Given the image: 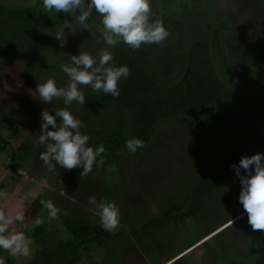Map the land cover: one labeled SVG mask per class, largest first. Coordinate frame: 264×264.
<instances>
[{
	"label": "trees",
	"instance_id": "trees-1",
	"mask_svg": "<svg viewBox=\"0 0 264 264\" xmlns=\"http://www.w3.org/2000/svg\"><path fill=\"white\" fill-rule=\"evenodd\" d=\"M211 1L150 0L153 18L162 19L170 33L160 51L173 53L170 62L162 68L154 58L159 50L151 44H142L140 49L133 50L121 42L109 49L113 55L112 63L117 67L127 66L130 70V75L118 82L120 96L114 98L111 94L94 93L90 89L85 94V105L75 101L69 105L78 108L74 114L81 116L86 128L90 118L97 120L91 127L96 130L86 132L90 138L89 146L104 145L106 151L97 160L104 159L105 167L116 160L117 153L128 151L125 141L132 138L145 142V147L130 152V157L140 159L156 129L167 122L197 127L194 129L202 133L196 134L195 147L200 155L193 170L189 166L181 200L167 202L159 215L148 220L142 218L138 221L139 217H136L132 222L121 218L130 228L134 227L130 234L135 240L147 239L169 225L177 229L182 227L202 211L215 192L224 190L238 179L231 165H239L249 148L264 151V46H257V61H252L248 72L243 66H231L221 43V34L227 26L213 13ZM249 1L257 9L264 10V0ZM68 14L55 10L45 13L42 0L15 6L0 2V70L12 57L19 58L22 64L27 63L28 68L36 71H53L67 62L64 59L57 62L58 66L56 62L46 64L41 56L54 50L50 46L53 38L48 32L60 25V19ZM100 19L93 10L86 21L88 35L99 46L106 47L101 37L103 26ZM260 24L263 27L264 20ZM26 74L29 76L31 72ZM53 103L49 102L46 109L54 116L62 105ZM18 126L10 114L0 112V153L8 155L9 168L13 171L24 169L25 160L32 151L30 143L4 136V130H16ZM203 128H207L208 135ZM81 171L82 168L74 169L70 175L78 178ZM40 201L32 202L29 219H35L40 213ZM57 221L68 237L60 238L44 224L34 227L28 235L33 241V256L25 264H80L81 250L104 249L115 239L113 232L105 231L101 225L90 223L78 214H58ZM238 223L249 241L246 250L229 255L232 247L222 245L221 248L212 247L210 252L213 255L220 252L225 264H264V231H253L247 215ZM214 231L215 228H211L204 235L190 240L181 253ZM216 236L210 239L211 243ZM211 243L202 242L171 264L185 261ZM4 253L0 249V257ZM170 260L172 258L164 263ZM8 262L14 264L11 260Z\"/></svg>",
	"mask_w": 264,
	"mask_h": 264
},
{
	"label": "rangeland",
	"instance_id": "rangeland-1",
	"mask_svg": "<svg viewBox=\"0 0 264 264\" xmlns=\"http://www.w3.org/2000/svg\"><path fill=\"white\" fill-rule=\"evenodd\" d=\"M0 2L15 6L32 4L33 0ZM89 2L90 0H85V4ZM210 3L214 9L213 13L227 26V30L221 34V43L230 65L237 68L243 66V70L248 72L252 61H257V46H264V26L260 24L264 20V10L257 9L249 0H212ZM65 20L72 23V32L64 29L67 43L61 48L54 35ZM60 23L48 32L53 38L52 42L50 40V46L54 50L41 56L46 64L56 62L58 66L57 62L64 59L68 60L64 64L70 63L69 56L79 55L80 51L96 56L99 49L103 48L90 38L89 30H83L71 13L60 19ZM255 34L257 35L254 36ZM165 41L166 39L160 44H151L159 50L158 54H154V58L160 62L162 68L173 56L171 52H160ZM27 66L28 64H22L19 58L12 57L0 70V112L10 114V117L19 123L16 130L7 129L3 134L7 138L32 145L31 154L26 158L23 170H11L8 155L0 153V210L6 213H12L16 209L23 211L24 223L20 225L17 222V228L28 236L34 227L44 224L60 238L68 237L57 219H49L48 210L42 205L38 216L29 219V208L36 199L52 200L60 210L58 214H78L88 222L99 225L101 223L98 215L89 211V208L93 207L88 204L90 196H95L97 201L111 199L109 202H115L120 210V219H131L132 222L136 217H139L138 221L142 218L148 220L159 215L167 202L181 200L186 189V179L189 177V166L193 170L200 155V151L195 147L196 134L202 133L199 129H194L197 127L193 128L180 122H167L159 126L140 159L130 157L132 154L129 151L119 152L110 166L97 168L94 165L89 175L83 178H73L70 174L74 169L57 167L54 173L48 172L39 158L40 153L46 150V145L39 143V135L41 111L46 109L48 103L41 101L34 93L37 84L44 83L48 78H53L57 87H66L69 78L61 71V65L48 72L32 70ZM28 71L31 72L29 76L26 74ZM90 89V86H80L84 95ZM52 102L54 105H62L59 109L70 108L69 105H64L62 98H56ZM77 110L75 106L69 109L71 114L80 120L81 116L74 114ZM53 114L55 116V113ZM59 119L57 118L58 123ZM95 122L97 123V120L94 117L90 118L87 128L83 127L80 131L86 135V130L95 131V128L91 129ZM49 130H53L51 126ZM203 130L209 134L207 128ZM5 132L9 135H5ZM203 143L205 144V141ZM257 153L264 154V151L251 147L243 156L251 157ZM243 174L242 170L241 175ZM240 191L241 184L237 179L224 190L215 192L206 201L202 211L182 227L177 229L174 225H169L147 239L132 238L130 232L134 227L130 228L121 219L119 227L112 231L115 239L104 249L81 250L80 264H171L202 242L211 243L210 239L214 235L218 236L213 238L211 244L178 264H225L226 262L221 260L223 255L220 252L215 255L210 252L212 247L229 245L232 247L228 251L229 255L237 251L243 253L248 247V238L241 228L242 225L238 223L246 215L239 203ZM241 212L243 213L239 214ZM37 219L43 222L37 225ZM211 228H215L212 234L181 253L190 240L204 235ZM32 254L33 248L28 257H11L6 251L2 257L5 264H9L8 260L14 264H25L31 260ZM170 258L172 260L164 263Z\"/></svg>",
	"mask_w": 264,
	"mask_h": 264
},
{
	"label": "clouds",
	"instance_id": "clouds-1",
	"mask_svg": "<svg viewBox=\"0 0 264 264\" xmlns=\"http://www.w3.org/2000/svg\"><path fill=\"white\" fill-rule=\"evenodd\" d=\"M42 6L45 13L52 10L56 13H79L74 18L83 30H88L86 21L95 10L101 18V37L106 45L99 49L96 56L81 51L79 55L69 56L70 63L60 66L61 71L69 78L66 87H57L53 78L38 83L34 95L45 103L62 98L64 105L75 101L83 106L86 102L85 95L80 90L82 85L90 86L94 93L103 91L118 98V82L127 78L130 70L127 66L117 67L113 64V55L109 49L122 42L131 49L138 50L142 44H160L170 35L162 19L153 18L150 0H90L87 4L85 0H42ZM71 27L72 23L65 20L55 32L54 36L61 48L67 43L64 29L72 32ZM57 118H60L59 123ZM49 126L53 130H49ZM83 127L86 125L76 119L67 108L56 110L55 116L47 109L41 111L39 143L45 144L46 150L40 153L39 158L48 172L54 173L57 167L66 170L82 168L80 178H83L89 175L94 165L99 168L105 164L104 159L97 160L106 151L104 145L100 144L95 148L89 146V136L80 131ZM5 135L9 133L5 132ZM125 147L129 152L135 153L138 148L145 147V142L132 138L125 141ZM231 168L241 184L239 203L247 215L248 224L253 231H264V154L243 156L239 165L233 164ZM40 203L48 210L49 219L58 218L60 210L52 200H41ZM88 204L93 206L89 211L98 215L105 231L112 232L119 227L120 210L115 202L103 199L97 201L95 196H90ZM24 220V213L19 209L12 213L0 210V249L8 252L11 257L31 255L33 241L15 226L17 222L23 225ZM42 222L40 219L35 221L37 225ZM0 264H5L3 257H0Z\"/></svg>",
	"mask_w": 264,
	"mask_h": 264
}]
</instances>
